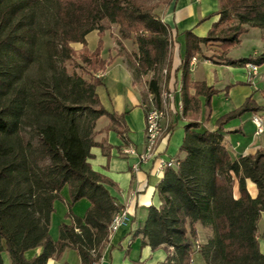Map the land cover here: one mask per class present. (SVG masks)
Instances as JSON below:
<instances>
[{
	"label": "trees",
	"instance_id": "trees-1",
	"mask_svg": "<svg viewBox=\"0 0 264 264\" xmlns=\"http://www.w3.org/2000/svg\"><path fill=\"white\" fill-rule=\"evenodd\" d=\"M170 0H0V264H46L66 247L77 251L81 264H99L109 240L108 226L117 209L106 185L113 182L92 169L88 159L96 120L109 119L105 129L123 138V113L107 111L96 87L98 71L110 60L101 58L102 36L114 24L121 39H132L136 51L128 54L135 81H145L146 93L160 106L162 86L170 78L173 35L157 8ZM218 19L205 36L183 32L185 51L180 65L182 115L186 119L180 145L183 157L167 168L157 184L160 204L149 205L139 230L142 245L167 251L164 264H191L194 253L205 264H264L258 248V229L264 213V148L232 157L222 142V126L245 112L264 110L250 96L215 121L209 130L194 119L200 106L210 110L218 92L205 81L192 80L189 60L202 55L211 43L213 54L227 57L249 28L261 29L264 41V0H218ZM200 20V21H201ZM97 31L96 47L89 50L86 35ZM77 42L81 48L71 44ZM212 56V55H211ZM69 62V63H67ZM244 65L264 64V49L236 60ZM66 64H70L68 69ZM165 70V72H163ZM144 97V99H145ZM208 118V116H207ZM170 125L169 128H171ZM257 188L255 197L245 179ZM238 181L239 196L232 187ZM69 201L59 236L49 234L54 201ZM90 205L82 217L72 213L79 198ZM209 227L211 235L198 242L195 224ZM40 252L26 258L32 248Z\"/></svg>",
	"mask_w": 264,
	"mask_h": 264
},
{
	"label": "crops",
	"instance_id": "crops-1",
	"mask_svg": "<svg viewBox=\"0 0 264 264\" xmlns=\"http://www.w3.org/2000/svg\"><path fill=\"white\" fill-rule=\"evenodd\" d=\"M217 9L218 0H170L160 10L161 20L170 27L173 35L170 78L166 88L164 87L172 94V113L169 117V127L170 125L172 127L169 128L168 135L160 139L156 145L157 155L163 158L169 156L181 158L184 155V152L180 151V145L184 136L186 119L183 115L173 111V104L182 103L180 97L181 71H176V68L180 65L185 51L183 32L190 30L197 36H205L211 25L218 19V15L213 14L209 18L201 19L214 13ZM111 31V27H109L102 36L103 44L100 56L110 62L102 72V84L96 87V92L107 111L123 113L122 122L126 133L123 138L115 130L105 129L109 119L106 116L98 118L94 134V140L98 144L90 148L92 157L88 159V162L92 169L113 182L114 185H106V187L115 198L117 205L127 207L129 221L110 235L102 250L99 264H164L167 251L163 248L151 249L146 244L142 245V234L139 232L147 218L149 205L158 206L160 204L157 184L163 173H155L156 158L152 157L144 162H138L136 154L125 152L126 147H133L136 153L144 151L145 118L142 102L145 97V81L150 78V74L139 82L134 80L128 60L124 54L116 51L117 45L112 41ZM92 32H95L98 40L97 31L93 30ZM243 34L246 39H252L249 30ZM106 38H108V42L105 41ZM85 39L87 48L93 50L96 45L94 48H89L87 36ZM243 40L240 37V42L237 45L240 46ZM120 41L122 42V39ZM73 44L71 45L75 49L81 48L80 43L74 42ZM262 49H264V41L260 38L258 46L253 44L246 51L228 52L227 57L234 61L233 63L216 58V54L214 56H193L196 60L192 66L189 64L191 79L205 81L218 90L211 97L209 112L202 102V106L193 117L200 122L201 126L209 130L215 129L214 121L223 113L240 106L247 97L251 96L258 104H264V70H262L264 64L258 65L259 75L251 83L247 78L245 66L236 62L248 55H257ZM132 51H136V46ZM105 53L107 57H105ZM112 71H114L115 77L107 81V76ZM253 116L259 117L262 121V131L259 133L255 132ZM222 130V142L232 157L252 154L258 148H264V110L256 113L245 112L240 117L225 123ZM245 186L249 195L255 197L257 194L256 185L247 178ZM232 194L235 198L239 196L237 179L234 180ZM61 195L62 200L54 201V211L50 217L49 234L53 240L58 239L60 224L71 222L70 218L65 216L69 201L67 186L62 188ZM89 205V200L82 197L71 205V211L82 217ZM195 228L197 240L200 243L205 242L211 235L209 227L203 226L199 222L195 224ZM258 229L262 233L258 237V248L261 253H264V213H261ZM39 252V247L32 248L25 252V256L29 259ZM196 254L205 264L199 253L196 252ZM3 259L6 264L9 263L5 254ZM46 264H81V261L75 249L66 247L59 258L49 257Z\"/></svg>",
	"mask_w": 264,
	"mask_h": 264
},
{
	"label": "built area",
	"instance_id": "built-area-1",
	"mask_svg": "<svg viewBox=\"0 0 264 264\" xmlns=\"http://www.w3.org/2000/svg\"><path fill=\"white\" fill-rule=\"evenodd\" d=\"M196 58L192 57L190 59V66L195 62ZM246 68V74L248 80L253 83L254 78L259 75V66L252 62H247L244 64ZM165 72V70H163ZM96 77L102 76V71H98L95 74ZM172 94L171 91L166 90L163 86L160 93V106H157L154 102L151 93L147 92L146 97L142 102V107L144 109L145 118V139H144V151L141 153H136L133 147H126L125 152L133 153L138 156V162H144L149 158H156L157 163L155 166V173L162 174L167 168L174 167L178 164L177 157L169 156L168 158H163L158 156L156 153V145L160 139H163L170 132L169 129V117L172 113ZM174 105V110L179 115H182L183 106L182 103H176ZM252 121L256 126V133L262 131V121L259 117L253 116ZM136 169V166H135ZM117 205V204H116ZM129 221L127 207L117 205L116 211L113 213L108 226L109 237L113 234L121 225ZM199 241L196 240L197 245Z\"/></svg>",
	"mask_w": 264,
	"mask_h": 264
},
{
	"label": "rangeland",
	"instance_id": "rangeland-1",
	"mask_svg": "<svg viewBox=\"0 0 264 264\" xmlns=\"http://www.w3.org/2000/svg\"><path fill=\"white\" fill-rule=\"evenodd\" d=\"M163 6L164 5H161V6H159L157 8V12L158 13H160V10L163 8ZM110 27H111V30H112L111 31L112 41L115 42L116 45H117L116 51L119 52V53L124 54V57L128 60V54H132L133 53L132 49L135 46L133 40L132 39H122V42L121 41L118 42L117 37H119V36H118V31H117L116 25L112 24V25H110ZM249 33L252 36L251 40L246 39L245 38L246 36L244 34H242L240 36V37H242V39H244L242 44L240 46L239 45H235V46L231 47L229 49V52L236 53V52H239V51H242V50L246 51L249 48H251L253 44L255 46H258L259 39L261 38V29H259L257 27H252V28H249ZM86 36H87V41H88L89 48H94L95 45H96V40H97V36H96L95 32L91 31ZM105 41L108 42V38H106ZM72 45H74V44L72 43ZM218 45H219L218 43L209 44L208 47L206 49H204L203 54H205V55H213V54L217 53L220 50L218 48ZM105 57H107L106 53H105ZM67 63H69V62H67ZM66 66L68 67V69H71L70 64H66ZM262 70H264V69H262ZM114 77H115L114 71H112L110 74H108L107 81H110ZM6 257H7V255H6ZM198 257L199 256H197L196 253L193 254V256H192V264H203V261L201 260V258H198Z\"/></svg>",
	"mask_w": 264,
	"mask_h": 264
}]
</instances>
